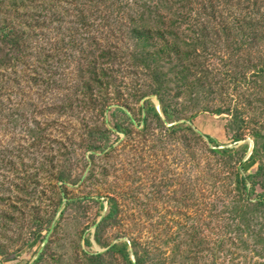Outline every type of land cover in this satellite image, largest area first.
<instances>
[{"label": "rangeland", "instance_id": "374dc122", "mask_svg": "<svg viewBox=\"0 0 264 264\" xmlns=\"http://www.w3.org/2000/svg\"><path fill=\"white\" fill-rule=\"evenodd\" d=\"M70 1L0 0V264H264V0Z\"/></svg>", "mask_w": 264, "mask_h": 264}, {"label": "trees", "instance_id": "16d2710c", "mask_svg": "<svg viewBox=\"0 0 264 264\" xmlns=\"http://www.w3.org/2000/svg\"><path fill=\"white\" fill-rule=\"evenodd\" d=\"M187 0H183L180 3H177L176 0L170 1H161L154 5H150V3H143L142 5H137L138 8L136 11H132V13H125L129 18L132 19V21L139 20V21H145L146 19H152L154 17L158 19H165V18H178L182 19L188 16L190 13L187 11V7L185 6V3ZM137 3V2H136ZM71 6H74L75 12L80 15H84V9H76L77 5L81 7L82 3H79V0H71L69 3ZM135 4V3H134ZM130 10V9H128ZM89 12V7H88ZM90 15H88L89 17ZM146 18V19H145ZM24 23L26 27H29V25ZM142 28V27H141ZM145 28V27H144ZM143 29V28H142ZM139 28L133 29V33L136 34L137 37H140L142 34L139 32V30H142ZM254 35L256 37L263 38L264 41V26L260 24V22L256 23V28ZM0 39H2V43H7L11 45H15L16 47H20L21 42H19L20 37L17 34V30L12 26L11 20L8 21L7 19L2 20L0 23ZM166 45L163 46L162 49H157L156 51L149 52L143 55H141V58H143L144 64L147 65L148 69L152 70V78L155 82V90L153 92V95L161 96V102L163 103L164 112L167 115L168 119H174L175 113H173L172 110H170V107L165 104L164 102V94L167 93V87L165 86L163 75L165 72L163 71V68H165L164 64L167 59L172 60V52L177 53L178 55H182V51H174L171 47L170 41L165 42ZM259 47V45H256ZM159 47V46H158ZM182 72H178L177 74L180 75ZM156 109V108H155ZM157 111V110H156ZM219 112V110L217 111ZM157 114L160 115V113L157 111ZM245 178V177H244ZM116 249L117 247H113ZM126 259H130V256L128 253H126L125 256ZM133 264V263H132Z\"/></svg>", "mask_w": 264, "mask_h": 264}]
</instances>
